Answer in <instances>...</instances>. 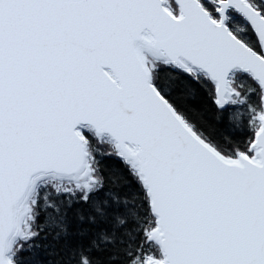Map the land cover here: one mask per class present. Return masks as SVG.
Masks as SVG:
<instances>
[{
	"label": "snow or ice",
	"instance_id": "obj_1",
	"mask_svg": "<svg viewBox=\"0 0 264 264\" xmlns=\"http://www.w3.org/2000/svg\"><path fill=\"white\" fill-rule=\"evenodd\" d=\"M0 264H264V0H0Z\"/></svg>",
	"mask_w": 264,
	"mask_h": 264
}]
</instances>
